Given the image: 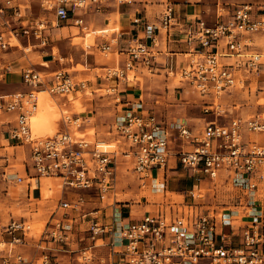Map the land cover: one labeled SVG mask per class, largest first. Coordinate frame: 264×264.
Returning <instances> with one entry per match:
<instances>
[{"label": "built area", "instance_id": "obj_1", "mask_svg": "<svg viewBox=\"0 0 264 264\" xmlns=\"http://www.w3.org/2000/svg\"><path fill=\"white\" fill-rule=\"evenodd\" d=\"M51 1L57 21L72 20L76 25H84L82 11L93 8L100 12L106 5H123L135 0ZM260 10L264 9L244 2L229 12L217 10L213 22L202 17L191 18L186 29L188 60L177 67L175 59L166 58L162 62L158 58L159 34L165 31L169 35L175 15L173 3L166 1L159 21L146 23L143 34L132 37L122 49L127 56L124 65L105 68L107 78L126 82L138 79L136 74L130 78V72L138 69L151 73L164 70L166 76H179L190 82L206 98L202 106L205 125L200 132H195L181 118L171 121L159 118L143 108L141 99L131 110L119 115L113 127L118 141L128 146L122 153L131 160L140 180L145 181L156 169H169L172 157L192 173L198 182L186 191L190 200L180 210L160 206L146 212L136 223L124 222L121 211L113 210V219L105 222L101 219V207L85 210L87 195L102 202L116 189V151L101 150L98 141L78 136L74 130L81 127L82 119L74 113H62L64 126L53 135L34 134L31 122L40 91L69 98L70 94L89 87L87 79L77 80L69 72L59 70L47 80L41 71L28 66L22 70V80L28 90L0 94V111L15 114L11 139L29 147L34 174L26 173L29 179L59 178L63 187L86 191L75 200L60 203L62 209L78 212L77 216L66 213L70 220L67 222L79 220L88 225L91 244L83 248L76 264H93L96 258L92 251L107 234L113 237L118 234L121 239L120 259L111 264H200L202 261L264 264V116L262 113L235 115L222 121L225 110L218 100L225 92L232 93V89L243 87L249 76L264 79V50H257L253 39V35L264 34V13ZM27 17L21 5L12 7L11 11L0 8V52L13 47V40L20 41L22 37H27L29 42L37 40L40 46L49 44V37L44 33L45 22L33 25ZM132 22L138 26L142 19L136 16ZM117 43L118 39L102 43L100 51L113 52ZM261 90L264 93V86ZM256 135L262 139L255 138ZM9 164L10 156L0 155V180L6 184L23 182L22 175L7 172ZM221 177L231 181L240 192L238 206L242 211L218 210L202 202L205 196L199 185L202 178L215 181ZM28 184L32 189L33 184ZM234 212L243 213L236 218L243 222L241 231L226 233L225 228L233 225ZM65 222L66 219H60L42 233L41 263H37L17 250L28 241L31 231L28 221L10 218L4 223L0 218V235L8 238L0 241V246L4 245L0 247V264H52L50 252L59 249L49 245L51 239L67 245L71 241L69 233L64 231ZM114 246L109 252L112 258L118 254ZM54 264L60 263L56 260ZM100 264H106L104 258Z\"/></svg>", "mask_w": 264, "mask_h": 264}, {"label": "rangeland", "instance_id": "obj_2", "mask_svg": "<svg viewBox=\"0 0 264 264\" xmlns=\"http://www.w3.org/2000/svg\"><path fill=\"white\" fill-rule=\"evenodd\" d=\"M161 1L166 2L168 0H135L134 3L147 2L152 4L153 8L156 9ZM27 2L28 3L25 4L24 2L21 3L23 12L25 10L28 15L27 18H39L48 24H52L53 22L55 24L56 16L54 14V9L51 8V0H44L43 4L37 0H28ZM5 3H7V1ZM163 9L164 7L162 8L161 6V11ZM111 10L113 11L108 15L110 22L107 26L103 27L92 23L89 28L85 30L74 27L72 39L68 37L66 40L67 43L64 47L65 52H62L59 44L60 40H52L49 46H40L37 40H31V42H29L27 37H22L20 41L13 40V44L18 46L0 52V94L23 91L24 85L20 80L22 68L25 66L37 67L40 63L42 65H47L48 63L42 62L40 50L51 51L52 46L54 47L53 51L57 58L63 55L70 56V60L73 58L71 60L73 63V65H71L72 67H67L66 70L74 76L80 73V69H82L85 50L87 52L90 50L93 52L94 56H97L99 65L103 66L108 63L111 66L116 54L113 52L103 53L97 49V44L101 39H109L112 33L118 32L121 29L120 20L122 17L118 5L111 7ZM100 29L104 30L101 32ZM95 30L97 31L94 32ZM87 34H89V36L86 39L85 36H87ZM85 40L91 41L92 45L90 48L87 47V42ZM255 43V48L263 51L264 34L260 33L257 35ZM66 61H68V59L63 60L62 63ZM89 61L91 62L90 59ZM82 72L90 73V71ZM95 72L104 74L105 70L96 69ZM134 74V72H130V78H133ZM249 77L250 78L245 81L243 87L232 89V93L225 92L221 98L218 99L225 110L221 117L222 121H228L235 115L251 116L262 113V116H264V93L261 90L264 86V79L262 76L256 78H254V76ZM139 78L140 82L135 85V89L143 93L142 96L146 102V107L150 111L154 112L159 118L165 121H171L176 118L184 119L195 132L202 131L205 125L202 106L206 98L201 96L200 92L193 84L181 80L179 76H171L170 78L153 76L150 79L145 76ZM75 79L95 80L92 74L78 75ZM131 82L135 83V80ZM91 90L92 88L88 87L85 92H79L77 95L70 94L69 102L72 106L68 109L61 106L60 99L54 95L50 93H40L38 97H41L42 104L41 106L39 104L38 109L34 112L36 113L33 121L34 128L42 132H44V130H55V133L61 129L62 113H86V109L88 108H86L87 104L84 100L93 99V102H97V104L94 105L96 110L93 109L94 111L90 113L92 118L89 122L83 124L82 128H75L74 131L78 136H85L92 142L106 141L110 143L106 148L115 150L117 153V194L114 200L112 199L113 196L112 198L110 196L105 199L106 205L109 202L113 203L125 199V201L134 205V210L142 208L139 205L144 206V209L152 208V203H149L150 206H146L148 203H146L145 196L148 197L149 202H153L154 200L160 199L161 195H150L145 189H140L139 177L132 169L133 163L129 161L128 158L124 157L122 153L128 149V146L123 141H118L119 137L113 131L114 119L117 114V102L114 94H108L105 89L97 90V93H92ZM88 103H91V101H88ZM255 138H258V136L256 135ZM178 148L179 146L177 145L176 150ZM0 152L4 154L8 153L10 155L11 166L16 169L19 175L25 177L24 181L21 183L16 184L10 182L3 184L2 188H0V218L2 222L5 223L10 218L25 219L28 221L31 225V231L28 233V247H26L27 250H24V252L25 254L28 253L26 254L28 258L35 256L37 257L36 262L41 263V250L39 248L40 253L35 254V249H38V245H41L42 233L46 229H51L56 221L66 219L64 231L74 235L68 245L60 242H53L50 238L51 241L49 245L51 247H60L59 251L56 249L51 250L50 260L52 264H54L56 260L60 264H76L77 257L82 254L83 248L91 244V240H88V225L87 223L81 225L78 221L67 222L70 220H67L68 215L66 213H70V216H76L78 212L74 209L64 210L60 207V203L62 200H75L80 194H85L86 191L59 186L62 184L60 179L45 177H42L40 180L29 179L26 170L31 173V175L34 174L27 145H15V147H9V145H7L6 149ZM11 173L15 172L11 171ZM28 182H31L34 188L30 189ZM36 183L38 188H36ZM192 183L193 181L187 178L179 181L178 184L180 187L177 188V192L185 191ZM52 186L55 187L52 190H48V188ZM58 186L60 188H57ZM202 188L205 192L203 200L206 206L224 211L238 206L236 204L238 203L237 197L240 192L232 185L231 181L226 180L225 177H221L215 181L204 180L202 182ZM168 195L173 197L174 200L183 199V196L176 193H168ZM87 199L91 200L89 207L100 204L99 200L96 198L91 199V197L87 195ZM108 221L109 219L107 218L106 222ZM69 223L71 226H69ZM45 244L47 245V243H42V245ZM0 247H4V245L2 244ZM63 249H67V251ZM71 249L72 251H70ZM105 250L103 246L94 248L92 255L96 259L98 256L103 257L107 255L106 252V254L104 253ZM200 264H207V262L203 261Z\"/></svg>", "mask_w": 264, "mask_h": 264}, {"label": "crops", "instance_id": "obj_3", "mask_svg": "<svg viewBox=\"0 0 264 264\" xmlns=\"http://www.w3.org/2000/svg\"><path fill=\"white\" fill-rule=\"evenodd\" d=\"M6 1H7V3H5ZM27 1L28 0H0V8L5 7V8H8L9 11H11L12 7H15L17 5H21L22 2H24V4L28 3ZM37 1L40 2L41 4H43L44 0H37ZM168 1L172 2L174 5L175 15H174L173 23L170 27L169 35H166V33L164 31H161L159 34V46L157 47V49H159L158 58L162 62H164L166 60V58L167 59H171V58L175 59L177 67L183 66L184 64H186V61L188 60V58H187L188 53L187 52L189 50V46L187 44L186 29H187V23L191 18L202 17V18L206 19L207 21L213 22L216 18L217 10L221 9V10H225L226 12H229V11H232L236 5H238L240 3H244V2L252 3L256 9H259V8L264 9V0H168ZM134 2H132L131 4L127 3V4H123V5H118L119 11H120V14L122 17V19L120 20L121 29L118 32L112 33L111 38L101 39L97 44V49L100 50V45L102 43H111L112 41H115L116 39H118V43L114 45L113 53L116 54V56L114 57V61H113L111 66H118V65L122 66V65H124V62H125V59L127 56L122 51V49H124L126 47L127 42L130 41L132 39V37H134L137 34H141L142 32H144L146 23H153V22L159 21V17L161 15V12L163 11V10L161 11V6L163 8L164 3H165V1H161L160 4L158 5V7L156 9H154L153 5L150 3L143 2V3H136L135 4ZM113 6H117V5H111V6L106 5L102 9V11H100V12H95L93 10V8L88 10V11H82L84 23H85L84 25H76L72 20H69L66 22H59V21H57V17L55 19V24H54V22L52 24H48L47 22H45L46 28L44 30V33L49 37V44L47 46H49L51 44L52 40H60L59 44H60V47L62 49V52H65L64 47L66 46V43H67L66 40L68 37L70 39H72L71 37L74 35L73 34V28L74 27H78L81 30H85V29H88L92 23H94L95 25L103 26V27L107 26L110 22V20H109L110 18L108 17V15H110V13L113 11V10H111V7H113ZM260 11L264 13V10H260ZM54 14H55V11H54ZM55 16H56V14H55ZM136 16L141 17V19H142L141 25L137 26L136 24H133L132 20ZM40 21H44V20L39 19V18H37V19L30 18L29 19V22H31L33 25H35L36 23H38ZM27 22H28L27 20L24 21V23H27ZM104 29H106V28H104ZM104 29H100V31L102 32ZM96 31L97 30H95L94 32H96ZM257 35H259V34L253 35L254 40H256ZM88 36H89V34H88ZM15 46H18V45L15 44L13 47H15ZM53 49H54V47L52 46L51 51L50 50H40L42 62H46L48 64L42 65L40 63L37 67H35L37 70L41 71L43 74L46 75L47 80H50V78L52 77V75L56 71H59V70L67 71L66 70L67 67H72L71 65H73V63L71 62V60L73 58L70 60L71 57L68 55L67 56L63 55V56H60L59 58H57ZM83 55L85 56V58H83V63H82L83 65H82V69H80L81 70L80 73H77V74H75L76 76H74L69 71H67V72H69V74L74 79L78 75L92 74L94 76L95 80L94 81L88 80L89 81L88 86L92 88V90H91L92 93H97V90L105 89V90H107L108 94H114V97H115L116 102H117V106H116L117 107V114H116L115 119H114L113 127L115 125V122L118 119V116L121 115L123 112L131 110L132 106L135 104L136 101L138 102L139 99L142 100L143 108L145 110H149L146 107L147 106L146 102L142 96L143 93L135 89V87H136L135 85L138 84V82H140L139 77H145L146 76L147 78L150 79L153 76H156V77L164 76L166 78H170L169 76L165 75L164 70H160L161 73H151L145 69H138L135 72V74L138 78L137 80H135V83L126 82V81H122V80L116 81L115 79L107 78L105 73L101 74V73L95 72L96 69L105 70V68L111 67L108 63H106V65H103V66L99 65V63L97 61V59H98L97 56H94L93 52L90 50H89V52H87L85 50ZM65 59L66 60L68 59V61H66L65 63H62V61ZM89 59L91 60V62L89 61ZM25 67H28V66H25ZM25 67H23L22 70ZM22 70H21L20 80H21L22 84L24 85L23 91H26V90H28V87L23 83ZM82 71H90V73L89 72L86 73V72H82ZM85 91H79V92H85ZM79 92H74L73 94L77 95ZM10 93H12V92H10ZM4 94H6V93H4ZM55 97L60 99V101H61L60 105L61 106L66 107L67 109L72 106L71 103L69 102L70 101L69 98L63 97V96H58V95H56ZM84 101L87 104L86 108H88V109H86V113H84V112H81V113L80 112H73L76 116H79L82 119L81 128H82L83 124L90 121V119L92 118V116H90V113L93 112L94 110H96L94 105L97 104V102H95V103L93 102V99H85ZM88 101H91V103H88ZM8 117H9V119H8ZM14 125H15V114L0 111V151L6 149L7 145H9V147H15V145L24 146L23 144H19V143L15 142L10 137V130ZM63 126L64 125L61 122V128H63ZM258 139H262V137L258 136ZM28 151H29V155H30L29 147H28ZM5 154L9 155L8 153H5ZM0 155H4V153L0 152ZM128 160H129V158H128ZM129 161H131V160H129ZM169 167L170 168L167 170H160V169L154 170L153 172L150 173L149 177L145 181H142L139 179V187L141 190L145 189L146 191H148V193H150V195H152V194H156L158 196L161 195L160 199L154 200L153 202H149L148 197L145 196L146 203H148L146 206H150L149 203H152V208L144 209V206L139 205L142 208L134 210V208H133L134 205H132V203L125 201V199L121 200V201H115L113 203L109 202L107 205L105 203L106 200L102 201V202L99 201L100 202L99 205L95 204V206L89 207L91 200L86 198L85 210L91 211L95 207H101L102 208L101 219L105 222H106L107 218L109 219V221H111L113 219L112 215H111L113 210H116L118 212L121 211L124 222H126V223L127 222L128 223H136L142 218V216L146 212L155 211L160 206L165 207L168 210H170V209L171 210H176V209L180 210L182 208V206L184 205V203H188L190 200L186 196V191L189 190L190 188H192L193 185H196V183L198 181L196 182L192 173L183 169L181 164L174 157L171 158ZM132 169H133V167H132ZM6 170L11 175L18 174V172H16V169H14L11 166V163L6 167ZM11 171H13L15 173H11ZM26 173H28L27 170H26ZM135 174L137 175V173H135ZM186 178L189 180H192L193 183L185 191L177 192V188L180 187L178 182L181 180H184ZM204 180H209V179L202 178V181L199 183V185L201 187H202V182ZM3 184H6V183H4L3 181L0 180V188H2ZM59 186H62V184ZM59 186L57 188H60ZM54 187L55 186L49 187L48 190H52ZM33 188H34V186H33ZM36 188H38L37 184H36ZM40 188H41V186H40ZM117 188H118V183H117L116 189L113 190V191H115V193L113 194V191H111L108 198L110 196H111V198L113 196V198H112L113 200L116 198ZM168 193H176L178 195L183 196V199L182 200H174V198L169 196ZM204 195H205V192H204ZM238 196H239V194H238ZM93 198L94 197H91V199H93ZM117 202H120V203H117ZM202 202H204L203 199H202ZM238 202H239V198H238ZM237 205H238V203H237ZM242 209L243 208H240V206H236V208L229 209V210H227V212L233 211V210L234 211L235 210L242 211ZM134 211H135V213H134ZM242 214H243L242 212H240L238 214L236 212L233 213V216H234V220H232L233 225L225 228L226 233H230V231L232 232L233 230L235 231V233H238L239 231H241V226L243 225V222L240 221L239 219H236V218H237V216H242ZM77 221L79 222V220H77ZM79 223H81V225H84L82 222H79ZM84 223L86 224L87 222H84ZM73 235L74 234H69L71 239H72ZM3 239L8 240V238L2 237L0 235V241H2ZM234 239H236V238H234ZM88 240H90V239L88 238ZM120 241H121V239H120L118 234H115L114 237L111 234H107L103 238L99 239V241H98L99 244L95 248H99V247L103 246L104 249H106L104 251V253L106 252L107 255H105L103 257L98 256V258L94 260L93 264H100V260L103 258H104L106 264H111L114 261H118L120 259V255L118 252L121 249V247H120L121 242ZM27 243H28V241H27ZM27 243L20 245L17 249L18 251H21L25 256H26V254H28V253L25 254V252H24V250H27L26 249V247H28ZM113 245H115L114 246L115 251L118 252V254L114 258L109 256L110 247H112ZM39 248H40L41 253H42V249H41L42 246L38 245V249H35V254L40 253ZM59 248L60 247H58V249ZM70 251H72V249ZM1 254L2 253L0 252V255ZM26 257H28V255ZM38 257H39V255H38ZM29 259L30 260H37V257L34 256L32 258H29ZM205 262H207V261H205ZM37 263H39V262H37Z\"/></svg>", "mask_w": 264, "mask_h": 264}, {"label": "bare ground", "instance_id": "obj_4", "mask_svg": "<svg viewBox=\"0 0 264 264\" xmlns=\"http://www.w3.org/2000/svg\"><path fill=\"white\" fill-rule=\"evenodd\" d=\"M87 37H88V34H87V36H85V38L87 39ZM86 41V40H85ZM87 42V47L88 48H90L91 47V45H92V43H91V41L89 42V41H86ZM27 49H29V48H27ZM40 93H48L49 94V92H47V91H40L39 93H38V95H40ZM39 104H40V106H41V104H42V99H41V97L39 96ZM39 104H38V107H39ZM38 109V108H37ZM35 115H36V113H34L33 114V116H32V122H31V125H32V129H33V132H34V134H37V135H39V136H47V134L48 135H53V133H54V131L55 130H51V131H49V130H44V132H42V131H38V130H36L35 128H34V126H33V121H34V117H35ZM56 133V132H55ZM90 141V140H89ZM100 144H99V147H100V149L101 150H104V151H113V150H109V149H107L106 147L110 144V143H107L106 141H100L99 142ZM115 145V144H114ZM55 179H59V178H55Z\"/></svg>", "mask_w": 264, "mask_h": 264}]
</instances>
